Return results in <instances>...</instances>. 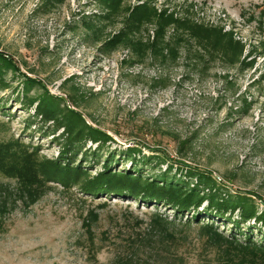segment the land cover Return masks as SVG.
<instances>
[{"label":"rangeland","instance_id":"374dc122","mask_svg":"<svg viewBox=\"0 0 264 264\" xmlns=\"http://www.w3.org/2000/svg\"><path fill=\"white\" fill-rule=\"evenodd\" d=\"M116 1L120 6L111 20L100 22L101 40H95L85 21L101 13L97 0H0V51L18 67H0V147L34 148L38 162L59 154L61 145L54 138L64 137L63 126L56 128V121L36 109L47 93L61 98V109L76 110L110 136L105 143L84 140L82 151L100 147L99 164H90V176L102 170L109 153L115 156V168H128L131 161L123 154L128 146L137 147V158L154 157L144 166L149 174L173 164L171 174L179 175L174 162L181 160L211 171L230 194H248L257 210H263L264 0ZM142 3L172 13L181 23L184 33L175 61L160 64L147 58L131 65L126 62L128 48L98 51L133 6ZM27 77L43 86L33 83L26 90ZM71 87L77 89L76 102ZM27 97L34 99L32 104ZM6 156L5 161L12 159ZM0 184L11 191L18 186L1 170ZM81 184L49 182L29 206L18 195L10 199L9 211L0 218V264H112V242L119 231L137 223L144 227L156 212L168 219L175 216L164 204L88 194ZM238 216V210L228 211L218 219L213 216L214 224L230 234ZM210 219L206 213L201 222ZM240 226V239L250 235L264 243L259 220ZM183 230L189 243L201 242L198 225ZM181 251L189 264L199 258L196 251Z\"/></svg>","mask_w":264,"mask_h":264},{"label":"trees","instance_id":"16d2710c","mask_svg":"<svg viewBox=\"0 0 264 264\" xmlns=\"http://www.w3.org/2000/svg\"><path fill=\"white\" fill-rule=\"evenodd\" d=\"M97 1L101 4V13L95 14V19L85 21V26L96 35L95 40H101L100 22L111 20L120 1ZM172 16V13L157 11L146 3L133 6L121 27L100 42L98 51L109 54L120 47L128 48L130 55L126 57V62L131 65L143 63L147 58L160 64L175 61L178 57L177 44L182 40L184 30L179 28L181 23L178 24ZM169 29L171 34H168ZM151 30L152 34L148 32ZM221 35L224 37V34ZM231 42V38L226 41L229 47L233 46ZM2 65L13 70L18 68L8 55L0 51V67ZM33 83L43 86L39 81L27 77L25 89ZM70 90L71 98L76 102L77 89L71 87ZM30 98L26 100L29 99L28 102L32 104L34 99ZM59 100L61 98L46 93L36 105L38 114L56 121V128H64V137L54 138L61 145L55 158L38 162L34 148L27 152L21 144L15 145V148L11 144L0 147V170L14 177L18 183L15 191L0 184V218L9 211L10 203L14 201L10 199L17 195L25 198L24 204L29 206L49 188V182L70 187L82 180L80 188L85 193L132 197L143 203L164 204L175 212V216L169 219L156 212L144 227L137 223L134 227L128 226L119 231L118 238L112 242L115 252L112 264H189L181 250L197 252L199 258L193 264H264V243L254 241L250 235L245 236L244 240L238 237L243 222L254 219L264 224V209L258 211L251 196L240 191L230 194L227 184L216 179L211 171L187 165L181 160L174 162L181 172L179 175L171 174L173 164L158 174H149L144 166L151 163L154 157L141 155L137 158L140 150L131 146L123 154V159L131 161L128 168H115L112 165L115 156L109 153L102 161V170L90 176V164H99L100 147L98 150L82 151L84 140L88 138L105 143L111 138L102 129L89 124L76 110L68 107L61 109ZM6 153L12 158L8 162L5 161ZM79 154L80 158L77 159ZM204 203V210H199ZM236 210L239 216L233 223L236 225L235 232L223 233L214 224L213 216L218 219L226 212L231 214ZM206 213L211 219L203 223L201 218L206 219ZM184 214L187 216L183 220ZM225 218L231 219L230 216ZM193 223L199 226V238L202 239L197 245L187 241L183 230ZM178 224H181V228L177 229ZM85 225L90 229L89 225ZM187 243L189 246H185Z\"/></svg>","mask_w":264,"mask_h":264}]
</instances>
